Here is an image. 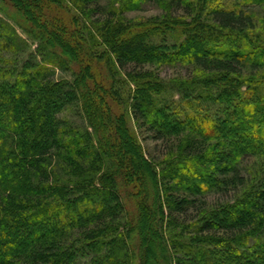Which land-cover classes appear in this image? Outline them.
Segmentation results:
<instances>
[{
  "label": "trees",
  "instance_id": "16d2710c",
  "mask_svg": "<svg viewBox=\"0 0 264 264\" xmlns=\"http://www.w3.org/2000/svg\"><path fill=\"white\" fill-rule=\"evenodd\" d=\"M7 1L21 21L0 6V264H264V32L251 11L264 0H168L182 14L144 27L121 9L150 0H119L120 10L88 25L101 0H72V15L39 0L50 23L77 34L76 54L27 5ZM13 23L36 42L20 66L8 57L28 44ZM195 43L206 48L181 58ZM158 63L186 73L165 83L144 68ZM89 65L90 89L110 107L121 104L122 70L137 81L129 108L162 143L160 159L145 155L121 116L105 125ZM56 69L71 79L54 81ZM78 110L84 126L60 116ZM143 177L153 198L140 194ZM214 192L225 195L209 208Z\"/></svg>",
  "mask_w": 264,
  "mask_h": 264
},
{
  "label": "rangeland",
  "instance_id": "374dc122",
  "mask_svg": "<svg viewBox=\"0 0 264 264\" xmlns=\"http://www.w3.org/2000/svg\"><path fill=\"white\" fill-rule=\"evenodd\" d=\"M21 2H23L25 5H27V7L29 8V10L31 11V14L35 17V21L37 23H42L45 24L46 26H48L51 30H55L57 32L58 37L60 38V40L64 43H67V49H69L70 52H74L76 54V42L72 39V37H76L77 34L75 35V32L73 33V35H71V32H69V30L66 27H61L59 24L57 23H53V22H49L47 20V18L45 17V10L43 9L41 3L39 0H20ZM60 5L62 8L65 9V11L67 12V14L69 13V15H72L71 13L76 12L77 10L75 9V7H73L72 5V0H59ZM119 0H101L100 4L101 7L97 8V12L86 21V25H88L89 22H93L94 20H96L98 17H100L101 15H103L104 13H106L107 11L110 10V8L117 9L120 10L121 8V4L119 3ZM133 1L130 2V5H127V7L125 9H121V10H127L124 11V17L129 18L131 20L134 21L135 25H139L137 27H144L147 25H152L153 23H160L164 20L163 16L168 14V12L170 14H178L181 15V11H179L180 9H175L174 7H169L168 6V0H159L157 2V0H150V1H139L141 3L140 7L136 8V6L132 3ZM0 6L3 9V12H6L7 14L10 15V17L15 16L17 21H21V18L19 16V13L16 11V9L11 5V3H9V1L7 0H2L0 1ZM103 6V7H102ZM106 7V8H105ZM91 8V6H90ZM131 8V9H130ZM197 10V8L195 9ZM2 11H0V16H3ZM254 18H255V23L257 24L256 27V31L260 32H264V10L261 7H256L254 10H251ZM98 14V15H97ZM68 16V15H67ZM120 15L116 16V18H119ZM190 17H183V19L187 20ZM178 19H182L178 18ZM83 22H80V25L84 27V25L82 24ZM79 24V22H78ZM12 25H14V27L17 29L18 33L23 37V38H27L25 34L22 33V31L13 23ZM79 25V26H80ZM58 26V28H57ZM80 26V28H81ZM82 27V28H83ZM79 28V29H80ZM179 33H181V30H179ZM72 36V37H71ZM183 36H177L176 41L180 42L182 41ZM156 37H154V42L160 44L159 40H157ZM168 40L165 41V43H168ZM27 48H25L23 51H19V53L17 52L16 55L10 54V56L8 57V59L14 63V61H18V66L21 65V63L27 59L28 55L30 53H34V49L36 48V42L35 41H31L30 39L27 38ZM190 48V47H189ZM206 47L201 46L198 43H195L191 46V50L187 49L185 54L182 53L181 54V58H185V56H189L188 54L190 53V51L192 50H200V49H205ZM73 54L71 55L72 57H74L75 59L77 58V56ZM36 59L37 60H41V56L36 54ZM87 62V61H86ZM88 63V62H87ZM89 64V63H88ZM160 63L155 64V66L146 64L145 70L152 72L153 76L164 80L165 83L168 82H172L175 81L178 77L184 75L186 73V67H184V65H176V66H166V65H159ZM100 70H101V77L104 78V81L107 83L109 81V78L106 77L105 74V70L103 68V66H100ZM138 70V69H137ZM85 73H86V77H85V81L87 82V85L89 84V89L90 87L92 88L93 86V82L92 79L97 78L96 73L94 71V68L91 67L90 65L87 66L85 68ZM118 75V74H117ZM54 81H60V80H70L71 79V74L68 72H64L61 70L56 69L54 75H53ZM116 84L114 85L115 89H117L119 91V94L121 96V104L120 107L113 108L110 107V105L108 104V100L103 96V94L100 92V94H98L99 92H94L93 89L91 90L93 93L89 92V96L92 97V99L99 105L100 108V113L103 114V116H105L104 121H105V125H107L108 127H112L113 125L118 126L119 125V120L118 118L121 116L122 120H124L125 125L127 126L129 132L132 134L133 138L135 139V142H137L143 149V151L145 152V155L149 158H155V159H160L161 156L160 154L164 152V148L161 142H154L151 139H149L148 137H146V134L144 133L143 130H141L138 125L136 124L135 120L133 119V116L131 114V110L129 108V104H130V97L133 95V92L135 90V85L136 82L134 78H132V76L129 74H125L124 71L122 70L118 76H116L115 78ZM103 92L109 94V87L108 86H103ZM66 115V117L69 118L70 123H72L73 125H77V126H84L85 122L84 119L82 117V114L80 113V110H78V113L76 114L75 112H71V111H64L62 113H60V116H64ZM106 126V127H107ZM125 128V126H124ZM126 132L127 129L125 128ZM128 132V135H129ZM116 135V134H114ZM115 140H117V136H115L114 138ZM129 141L126 144H129L130 146H133V141H131L130 138H128ZM133 139V140H134ZM156 144V145H155ZM117 151L119 154V157H121L122 162L123 160L126 161V169L128 172V179H130L131 181H133V179L135 178L136 181L139 180V173H138V168H137V164H136V159L134 156H129V149L127 147V145H123L121 146V144L119 143V145L117 146ZM143 184L140 186L141 187V192L140 194H142V192H147L151 198H153V193H152V187H151V181L150 178L147 177H143L142 180ZM143 190V191H142ZM222 193H209L205 200L207 201L209 208H212L214 206H216L215 204H217V202L221 203V197ZM230 196V192L227 193V197ZM223 198H226V196H224ZM148 200L152 201V199L148 198ZM149 201V202H150ZM209 211V210H207ZM205 211L204 214L207 212ZM203 214V213H202ZM154 249L156 250V247L154 246ZM157 264H161L160 262H158Z\"/></svg>",
  "mask_w": 264,
  "mask_h": 264
}]
</instances>
